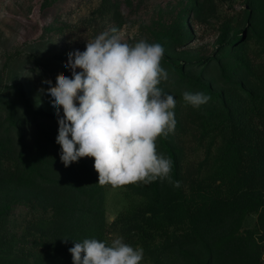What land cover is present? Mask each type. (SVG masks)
Here are the masks:
<instances>
[{
	"label": "trees",
	"instance_id": "obj_1",
	"mask_svg": "<svg viewBox=\"0 0 264 264\" xmlns=\"http://www.w3.org/2000/svg\"><path fill=\"white\" fill-rule=\"evenodd\" d=\"M200 4L178 0L159 13L151 31L152 43L165 49L161 65L168 79L159 87L176 100L175 130L156 140L157 151L173 161L171 181L118 186L125 206L111 221L94 158L66 167L55 142L57 117L35 109L19 82L0 89V193L26 194L18 202L33 211L16 235L6 229L12 204L0 209V264H72L68 249L86 238L109 245L122 238L141 247L140 264L260 263L264 0H244L239 18L220 27L208 52L190 46ZM109 6L104 0L100 11ZM185 91L211 99L194 108L184 101Z\"/></svg>",
	"mask_w": 264,
	"mask_h": 264
},
{
	"label": "clouds",
	"instance_id": "obj_2",
	"mask_svg": "<svg viewBox=\"0 0 264 264\" xmlns=\"http://www.w3.org/2000/svg\"><path fill=\"white\" fill-rule=\"evenodd\" d=\"M164 51L160 43L141 40L133 46L103 32L86 43L84 51L68 54L63 67L71 76L58 77L55 87L43 84L38 93L48 98L57 117L55 142L66 167L82 157H93L101 185L171 181L173 161L156 146L157 138L167 137L177 124L176 100L159 87L168 79L161 65ZM183 99L199 108L211 97L185 91ZM179 186L180 181H175L174 187ZM68 251L72 264H140L144 257L141 247L122 238L110 245L86 238Z\"/></svg>",
	"mask_w": 264,
	"mask_h": 264
},
{
	"label": "rangeland",
	"instance_id": "obj_3",
	"mask_svg": "<svg viewBox=\"0 0 264 264\" xmlns=\"http://www.w3.org/2000/svg\"><path fill=\"white\" fill-rule=\"evenodd\" d=\"M200 1L199 14L192 24L196 38L190 41V46L208 52L220 33V27L228 20L234 24L239 18L244 0ZM177 2L110 0L109 11L104 13L100 11L104 0H50L48 4H44V0H0V89L19 82L35 109L54 114L48 98L38 93L45 83L55 87L56 77L71 76L63 67L70 52L84 51L86 43L103 32L116 35L122 42L133 46L141 40L152 43L151 31L157 28L153 21L161 11L167 14ZM113 28L115 33L111 32ZM104 185L106 215L111 221L125 206V200L121 188ZM26 198L24 193H0V209L5 202L12 204L6 229L16 235L23 232L24 218H29L33 212L29 204L18 202ZM254 221L252 215L246 225L251 226ZM259 264H264V252Z\"/></svg>",
	"mask_w": 264,
	"mask_h": 264
}]
</instances>
